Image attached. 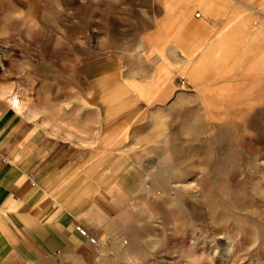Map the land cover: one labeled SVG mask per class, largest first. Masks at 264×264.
<instances>
[{"label": "rangeland", "instance_id": "obj_1", "mask_svg": "<svg viewBox=\"0 0 264 264\" xmlns=\"http://www.w3.org/2000/svg\"><path fill=\"white\" fill-rule=\"evenodd\" d=\"M17 94L78 152L63 199L100 242L63 264H264V0H0Z\"/></svg>", "mask_w": 264, "mask_h": 264}, {"label": "crops", "instance_id": "obj_2", "mask_svg": "<svg viewBox=\"0 0 264 264\" xmlns=\"http://www.w3.org/2000/svg\"><path fill=\"white\" fill-rule=\"evenodd\" d=\"M5 1L21 9L45 0ZM198 25L206 29L204 23ZM10 107L0 100V264H63L71 261L70 256L84 259L91 245L76 227L87 226L79 219L77 204L63 199L62 190L78 165V152L52 141ZM31 174L36 176V186L29 181Z\"/></svg>", "mask_w": 264, "mask_h": 264}, {"label": "built area", "instance_id": "obj_3", "mask_svg": "<svg viewBox=\"0 0 264 264\" xmlns=\"http://www.w3.org/2000/svg\"><path fill=\"white\" fill-rule=\"evenodd\" d=\"M3 162L6 163L7 160L4 159ZM29 181L31 182V184L33 186H36V176L34 174H31L29 176ZM76 231L79 234V236L81 238L85 239L88 242V244H90L91 246H94V247L99 246V242H100L99 238H97V236L91 234V232L86 227L79 224L76 227Z\"/></svg>", "mask_w": 264, "mask_h": 264}, {"label": "bare ground", "instance_id": "obj_4", "mask_svg": "<svg viewBox=\"0 0 264 264\" xmlns=\"http://www.w3.org/2000/svg\"><path fill=\"white\" fill-rule=\"evenodd\" d=\"M11 104L12 106H14L15 108H17L19 110L20 108V98L19 95H15L12 99H11Z\"/></svg>", "mask_w": 264, "mask_h": 264}]
</instances>
